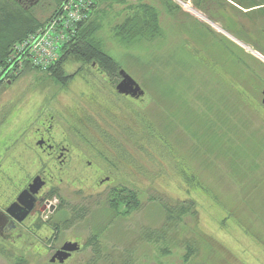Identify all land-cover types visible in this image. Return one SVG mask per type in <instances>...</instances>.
I'll list each match as a JSON object with an SVG mask.
<instances>
[{"label":"rangeland","instance_id":"374dc122","mask_svg":"<svg viewBox=\"0 0 264 264\" xmlns=\"http://www.w3.org/2000/svg\"><path fill=\"white\" fill-rule=\"evenodd\" d=\"M51 2L32 9L44 25ZM193 4L126 0L94 13L95 37L144 92L140 101L114 92L120 79L112 85L76 62L65 72L79 75L64 88L21 66L0 78V211L26 178L52 166L35 139L49 117L68 149L94 164L121 161L112 174L102 171L113 182L100 189L80 182L76 163L52 173L38 231L26 221L20 238L0 239V264H60L50 259L64 241L81 248L62 264H264V10L226 7L215 21ZM143 6L156 12L157 31L121 43L117 27L141 17ZM189 174L207 196L181 184ZM123 188L140 206L113 216L107 202Z\"/></svg>","mask_w":264,"mask_h":264},{"label":"trees","instance_id":"16d2710c","mask_svg":"<svg viewBox=\"0 0 264 264\" xmlns=\"http://www.w3.org/2000/svg\"><path fill=\"white\" fill-rule=\"evenodd\" d=\"M192 1H194L193 5L197 11L205 13L204 9H207L206 16L215 21H217L215 18L219 16V12H223L226 7L237 12L239 11L240 13L241 11L235 8L239 7L240 9L246 10V13L264 10V0H216L218 1V5L216 4L215 9L211 7L214 2L213 0H203L202 3L200 0ZM39 2L40 0H0V78L4 75L8 78L18 66H21L24 70L33 69L38 72H41L43 69L44 74L64 88L79 75H67L65 72V67L69 62H76L80 64L81 72H86L87 68L90 71L95 70L99 75L106 76L109 79L108 83L114 85L116 83L115 79H120L119 71L122 68L106 53L103 46L95 37L99 24L95 21L97 17L96 15L94 16V13L101 4L106 3L110 5L115 3L124 5L126 0H91L90 9L87 11L84 19L67 27L61 25V20L58 19L63 16L64 7L69 4L70 0H52V14L45 22V25L32 13V9L38 6ZM76 4L78 3L76 2ZM143 8L144 12L140 14L141 17L134 16L120 27H117L115 34L118 41L121 43L125 42L126 45H129L145 37L144 33L150 37L154 36L158 29L156 12L146 6H143ZM210 8H212V11ZM52 21L56 23V25H53V28L56 30L55 33L63 32L62 34L67 42L56 49V61L40 69L41 67L32 66L29 61H24V57L27 56L26 50L30 47L32 39L36 38L38 33L48 29L52 25ZM81 77H84V75H80V79H82ZM104 144L102 142L100 144L101 147ZM108 152L113 158L115 151L110 149ZM113 159L115 161H111L110 163L113 166L121 162L118 157ZM104 160L106 159L104 158ZM188 176L185 181L180 180L181 184L183 183L184 186L188 185L189 192L191 190L195 191V189L198 190L196 192L197 198L198 192L207 196V190L198 183L195 176L193 177L191 174ZM179 177L180 175H178ZM188 191L184 192L186 196H188ZM197 198L191 197L189 199L191 207H194ZM107 203L106 210L112 213L113 216L122 215L123 217L135 212L140 206L135 191L125 188L119 190L116 194H112L111 199ZM209 203L211 204V202ZM180 211L183 214L186 210ZM81 216L83 217V213ZM55 230H58L57 227ZM93 241L94 243L98 241L97 235L88 244L93 243Z\"/></svg>","mask_w":264,"mask_h":264},{"label":"flooded vegetation","instance_id":"af4514ba","mask_svg":"<svg viewBox=\"0 0 264 264\" xmlns=\"http://www.w3.org/2000/svg\"><path fill=\"white\" fill-rule=\"evenodd\" d=\"M120 81H121V77L119 82ZM115 87H114V92L118 96L127 99L129 101H137V100L140 101L144 96L143 95L142 97L139 98H132L130 96L119 95L116 92ZM263 93L264 91L261 93L262 96ZM263 100H264V96L263 99L261 100L262 106H264ZM42 126H43L42 131L39 129L36 130L37 133L35 132L36 133L35 139L37 142L36 145L38 149L36 153L41 154L42 157L45 156L47 158L46 160L52 162V166L48 168V172L42 171L41 175L35 174L33 177L26 178L25 183L21 185V188L17 190V193L15 191L16 194L14 195V197L11 198L9 201H5V205L3 209L0 211L1 240L9 241L12 240L14 237L20 238L22 234H17V228L22 226V224H24L26 221L29 222V227H27L28 230H30L33 233H35L34 231H38V227L36 226V220L40 212H43L44 209L47 208V203L44 199L45 197L41 196V190L46 185H48V181L50 182V180L52 179L53 177L52 173H57V171L60 170L62 167H65V165L67 166V163H71V162L76 163L75 168L80 169L83 172L82 174L83 178H80V182H83L87 186L90 185V187L92 188L95 187L100 189L102 187L110 185L113 182V180L108 176H104L103 178H101L102 171L106 170L108 173L112 174V172L115 170V168H117L118 165L113 166L110 164L111 161L102 162L101 160H97L98 162L94 164L92 161L86 159L87 154H85V151L70 150L67 148V146L60 144L61 137L58 136L59 138L56 139V137L52 134L53 125L51 123V117L48 118V121L46 123H42ZM38 142L41 143V146H38ZM71 154L76 156L74 157ZM36 177H40V179L43 181L44 183L43 187L38 191V193L35 196H33L32 200L29 199L25 200V198H21L20 201H18V197L20 196V194L23 191H28L30 184ZM19 186L16 187L19 188ZM6 202L8 203L6 204ZM15 204H18V207L14 206ZM11 205L14 206V211L13 214L10 215L9 213H7V209ZM56 210L57 208L55 207H50L48 209V211L51 214L54 213ZM21 212L25 213L24 216L21 215ZM21 217H22L21 221H18V219ZM67 243L70 244L75 243L78 245L79 250L81 248L78 242L64 241L61 242L60 245L54 249L53 255L59 250H61V248ZM30 245L33 247L34 243H30Z\"/></svg>","mask_w":264,"mask_h":264},{"label":"built area","instance_id":"2783aa9c","mask_svg":"<svg viewBox=\"0 0 264 264\" xmlns=\"http://www.w3.org/2000/svg\"><path fill=\"white\" fill-rule=\"evenodd\" d=\"M90 5L91 0H70L69 4L64 7L63 16L58 19L61 20L60 24L67 27L80 22L87 15ZM53 25H56L54 21H52V25L48 29L38 33L36 38L32 39L30 47L26 50L27 56L24 57V61L27 60L32 66L41 67L40 69L56 61L58 45L62 46L67 40L64 38L62 31H60L62 33H55L56 30ZM249 52L255 54L253 51Z\"/></svg>","mask_w":264,"mask_h":264},{"label":"water","instance_id":"95a60500","mask_svg":"<svg viewBox=\"0 0 264 264\" xmlns=\"http://www.w3.org/2000/svg\"><path fill=\"white\" fill-rule=\"evenodd\" d=\"M119 76L121 77V81L115 87V90L119 95L130 96L132 98H139L144 95V92L141 90L138 84L132 78H130V76H128L124 71L122 70L119 71ZM263 104H264V100H263ZM38 146H41V143H38ZM43 185L44 183L40 179V177L34 178V180L32 181V183L28 188V191H23L18 197V201H20L21 198H25V200L27 199L32 200L33 196H35L38 193V191L43 187ZM14 206L18 207V204H15ZM14 206L11 205L7 209V213H9L10 215L13 214ZM24 214L25 213L21 212L22 216H24ZM21 219L22 217L19 218L18 221H21ZM78 250L79 247L77 244L67 243L61 248V250H59L52 256V258L50 259V263L57 262L62 264L65 260H67L70 257L72 253Z\"/></svg>","mask_w":264,"mask_h":264},{"label":"bare ground","instance_id":"6f19581e","mask_svg":"<svg viewBox=\"0 0 264 264\" xmlns=\"http://www.w3.org/2000/svg\"><path fill=\"white\" fill-rule=\"evenodd\" d=\"M183 5V4H182ZM193 10V9H192Z\"/></svg>","mask_w":264,"mask_h":264}]
</instances>
